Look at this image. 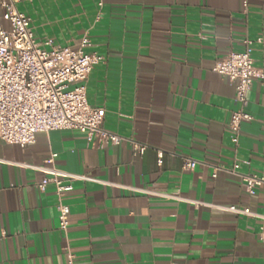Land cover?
<instances>
[{
  "label": "crops",
  "instance_id": "obj_1",
  "mask_svg": "<svg viewBox=\"0 0 264 264\" xmlns=\"http://www.w3.org/2000/svg\"><path fill=\"white\" fill-rule=\"evenodd\" d=\"M247 1V5H246ZM38 42L77 48L103 61L87 99L106 110L103 127L126 138L98 146L78 130L39 132L25 147L0 140V264H264V189L246 192L230 171L264 177V80L254 81L239 144L228 124L235 84L213 70L251 40L264 72V0H19ZM0 6V24L4 21ZM50 49V45H45ZM145 144L142 155L134 144ZM160 153L163 154L161 162ZM52 154L60 170L86 174L62 200L40 191ZM186 157L197 160L184 169ZM249 162L248 164L244 162ZM222 167L216 170V167ZM217 171V176L213 174ZM179 195V200L174 196Z\"/></svg>",
  "mask_w": 264,
  "mask_h": 264
},
{
  "label": "built area",
  "instance_id": "obj_2",
  "mask_svg": "<svg viewBox=\"0 0 264 264\" xmlns=\"http://www.w3.org/2000/svg\"><path fill=\"white\" fill-rule=\"evenodd\" d=\"M19 0H0L5 12L3 19L9 24H0V140L18 144L21 147L35 143L39 132L55 130H78L86 133L89 140L100 147L105 143L120 144L125 137L103 127L106 110L89 104L87 81L95 65L103 61L96 53H88L91 40L84 37L77 48L45 44L35 38L32 19L21 12ZM247 5V1H246ZM252 41H246L242 51H231L216 61L213 70L227 76L236 88L235 103L228 124L232 142L238 146L242 124L253 120L246 111L248 93L255 80H264L263 70L255 66L252 56ZM50 45L51 48H45ZM134 154H144L147 146L131 140ZM56 154L44 165L32 166L41 170L44 177L37 183L40 191L53 184L60 198L57 205L59 228L67 233L70 217L62 198L74 189L77 180H91L86 174H75L55 167ZM163 154L160 153L161 162ZM197 160L186 157L184 169L193 170ZM248 164L249 162H244ZM222 167L217 166L216 170ZM228 171L242 178L243 186L250 195L264 189V177L241 172V161L236 159ZM217 176V171L213 177ZM175 198L182 200L179 195ZM229 210L246 216L260 217V236L264 239V215L248 207L231 206ZM67 263L76 264V255L70 246L66 247Z\"/></svg>",
  "mask_w": 264,
  "mask_h": 264
}]
</instances>
